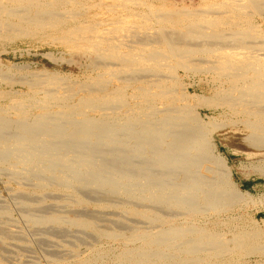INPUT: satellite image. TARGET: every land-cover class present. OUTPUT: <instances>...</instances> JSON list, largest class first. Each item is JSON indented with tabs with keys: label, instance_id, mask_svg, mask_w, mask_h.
Here are the masks:
<instances>
[{
	"label": "bare ground",
	"instance_id": "bare-ground-1",
	"mask_svg": "<svg viewBox=\"0 0 264 264\" xmlns=\"http://www.w3.org/2000/svg\"><path fill=\"white\" fill-rule=\"evenodd\" d=\"M83 1L88 2L0 0L1 44L2 40H13L20 34L44 35L46 27H55L62 32L60 37L56 36L61 45L89 53L88 65L94 72L82 84L66 83L58 77L48 78L44 82L46 86L31 81L27 96L13 98L9 108L0 110L1 169L10 175L8 179L18 176L26 181L35 179L32 188L20 181L16 195L39 200L38 204L22 201L20 205L25 211L44 209L41 216L37 213L35 217L29 211L32 215L26 217L30 226L34 229L53 226L63 232H66L61 230L64 228L80 229L97 233L99 238H120L126 244L142 242L141 250L123 253L131 261L135 257L161 258V264L192 261L189 258V262L184 259L178 262L182 258L174 261L173 255L163 248L181 247L188 255H194L195 264H204L208 258L218 259L226 251L230 254L260 250V246L251 244L252 239L260 237L258 231L249 230V234L245 230L236 231L229 244L197 222L206 217L219 221L221 213L232 211L250 195L242 192L234 181L233 169L219 149L216 138L219 132L234 129L242 134L252 154L264 157V29L256 20L258 16L264 18V0H218L217 3L204 0L208 3L200 10L194 9L193 4L192 9L178 10L179 7L174 8V4L170 7L164 0H160L164 3L159 7L153 0H114L113 18L107 20L114 26L113 30L90 28L80 21L75 26L72 24V29L64 30L69 25L68 18L76 20L81 15L78 6ZM66 4L72 9L65 12L63 8L60 13L59 8L56 15L55 8ZM39 7L43 8L36 10ZM47 14L53 16L50 21L44 17ZM105 23L101 21L100 25ZM122 32L123 35H118ZM4 74L0 67V78H5ZM195 74L211 76L215 85L213 93L204 86L198 92L193 84L185 82ZM40 94L43 97L39 98ZM202 109L222 113L204 116ZM7 188H10L8 184ZM49 190L72 197V204L65 203L67 199L60 202L65 203L62 205L66 209L72 207L70 211L74 212V208L89 212L85 209L94 198L97 203L100 201L102 211L128 209L126 212L132 218L144 220L151 227L142 232L125 233L120 227L99 231L97 227L101 225H96L92 216L81 213L82 217L65 218L62 208L58 210L62 216H43L48 200H41ZM111 196L134 206L120 209L121 205L110 203ZM53 204L49 209L56 205ZM7 211L0 208V219ZM174 218L181 220L180 223L171 224ZM115 221L118 226H125L120 219ZM7 224L0 222L1 237L8 238L13 232ZM2 260L0 264H4Z\"/></svg>",
	"mask_w": 264,
	"mask_h": 264
},
{
	"label": "rangeland",
	"instance_id": "rangeland-1",
	"mask_svg": "<svg viewBox=\"0 0 264 264\" xmlns=\"http://www.w3.org/2000/svg\"><path fill=\"white\" fill-rule=\"evenodd\" d=\"M86 1H88V2L83 1L84 6H83V4L78 6L79 14H81L78 16L79 18L76 17L77 18L76 20L68 18V20L71 19L69 22L67 20V25L69 24L70 26L68 25L67 28L66 27L64 28V30L67 31V29H69V30L72 29V28H70V27H72V24H74L73 26H75L76 24H78V21L83 22L84 26H88L90 28H95V27L104 28V27H106L108 29L110 28V30H113L114 26L111 23H109L108 21L113 18L112 12H114L113 11L114 9L112 8V6L114 4H116L114 2V0H111V1L110 0H104L106 2H104L102 0V1H100V3H99V0H95V1L94 0L93 1L92 0H86ZM90 1L93 4H91ZM153 1H155L154 2L155 6H158V7L160 6V4L162 5L164 3V2L162 3L160 0H153ZM164 1H165V4L170 6V7H172V4H174L173 5L174 8L179 7L180 9L178 8V10H182L183 7L187 8V9L188 8L192 9L193 6L194 7L196 6V8H194V9L200 10V9H203L205 7V4L208 3L209 0L207 2H205L204 0H196V1L195 0H193V1L192 0H164ZM197 1H198V4H197ZM202 1H203V3H202ZM210 1H212L213 3L214 2L217 3L218 0H210ZM220 1H222V0H219L218 2H220ZM212 2H211V4H213ZM88 3H90V8L88 6H86V5H89ZM107 3H108V5H107ZM111 3H114V4L112 5ZM98 4H100V9L102 8L101 10L99 9ZM105 4H106V6H105ZM186 4H188L187 5L188 7L186 6ZM192 4H193V6H192ZM82 6H83V9L81 8ZM104 6L106 7V10H105ZM201 6H203V7H201ZM61 7H56L55 8L56 10L54 9L56 15L58 14L59 8H60V11H59L60 13L63 12V10L66 12V10L69 11L72 9V8H69V7H71V5H69V4H66V5L61 6ZM40 8H43V7H39V9L36 8V10H41ZM44 8H46V7H44ZM87 8H89V9H87ZM84 9L87 11L89 10V11L87 12ZM107 9L109 10L110 13L108 12ZM102 10H104V12ZM97 11H98V13H97ZM91 13H92V15H91ZM94 13L97 16H95ZM83 14H84V16H83ZM103 14L106 16H104ZM92 16L93 17L95 16V19ZM110 16H111V18H110ZM44 17H46L47 21L50 19V17H51V19L53 18V16L51 14H47ZM99 18H101V19H99ZM256 20L259 21L258 24L261 23L260 25L264 29V18L261 19L258 16L256 18ZM93 21H94V23H93ZM99 21L100 22L106 21V23L100 25ZM108 23L110 24V26H107ZM83 24L81 23L80 25H83ZM111 25H112V27H111ZM50 28L49 27L45 28L44 35H37V36L31 37V36H26V35L22 36L20 34L21 36L18 35L16 38H13V40L12 39H10V40L5 39V40H2L3 41L2 44L0 43V49H1L0 52H2V51L6 52V53L2 52V56H0V67L4 70V73H5L4 76L6 75L5 78L4 77L0 78V82H1L0 83V91H1L0 92V98H1L0 99V105H1L0 110L5 108L6 106L9 108V106L13 103L14 99L16 100L19 97H24V95L27 96L26 94L30 93V91L28 89H29V83L31 81L32 82L40 81L43 86H46V84L44 82H46L48 78L51 79L53 77H58V78H61L66 83L68 82V83H73V84L74 83L82 84V83H84V81L88 80L92 75H94L92 68L89 67L90 65H88V64H90V58L88 56L89 53L82 51V50L81 51H72V50L68 49L66 46L61 45V42H59L60 41L59 38H57V37H60V35H62L61 30H58V28H55V27L51 28V29ZM57 30L59 32H57ZM53 33H55V34H53ZM48 35L50 37H47ZM118 35H123V32L119 33ZM53 39H56V40H53ZM48 40H50V41H48ZM82 52H84V53H82ZM49 54H51V55H49ZM196 76H198V77H196ZM67 77H68V79H67ZM11 78H13V79H11ZM41 78H44V79H41ZM5 79H6V81H5ZM11 81L13 84L10 83ZM185 82L187 84H193L195 86L194 89H197L198 92H199V87L204 86L207 88L208 92L210 90L209 93L211 94V93H213V90L215 87L214 83L212 82L211 76L208 74L191 75V78H187L185 80ZM206 83H208V84H206ZM194 89H191V91L194 92ZM19 94H20V96H19ZM41 96L43 97V95L40 94L39 98ZM4 97H6V98H4ZM201 112L203 115L204 114H211L214 116H218L222 113V111H209L207 109H202ZM216 138H217V142L219 145L220 152L224 156L227 157L229 164L233 169L234 181L238 184V187L240 188V190L242 192L249 193L250 195H246L245 201L246 202L248 201L247 203L244 201V203L235 207L232 211L221 213V216H220L221 219L218 218L219 221H216L217 219H215V218L211 221L210 218L208 219V217H206L205 219H201L200 222H197V224L200 227L203 226L202 227L203 229H205L208 232H211L212 234L218 233L216 235H218L220 238H222L223 241L225 239L224 242H229V244H231L232 239L234 240L235 234L240 230H245V231L250 230L253 233H256L258 231L260 237L258 236L259 238L255 239V241L252 239V241L254 243H251V244H254V246L256 245V248L260 246L259 247L260 250L255 251V253L257 252L256 254L254 253V251L252 253L248 252V251H243V252L237 251L236 253L230 252V254L228 251H226L227 254H225L226 253L225 252V253H223V255H221L218 258V259H221L223 261L218 260L217 258H208V260L204 264H208V263L214 264L215 262H217V263L219 262L220 264H223V263L224 264L225 263H227V264L228 263L229 264H264V172H263V170H264V157L262 155L252 154V152L247 148V146H245L242 134L237 133L236 131H234V129H231V130L227 129V130H224L222 132H219L218 135H216ZM257 158H259V160ZM0 164H2V163H0ZM1 166L2 165H0V205H1L0 208H2L3 210H6V211L8 210V211H7V215L5 217H3V219L2 218L0 219V222L2 221V224H7L6 222L8 221L7 225H9L10 228L13 229L12 234L8 238H4V237L0 236V239L2 238L1 239L2 241L0 240V261L3 259L2 261L4 264H81L80 262L85 261V260L86 261L90 260V261H87L86 264H90V263L91 264H95V263L96 264L97 263L98 264H119L120 262H121L120 264H126V263H128V264L129 263L130 264H134V263L140 264L142 261L143 262L141 264H159V263L161 264L162 259L161 258H155V257H153L151 259L150 258L145 259V260L137 259L136 257L134 259L132 258V260L135 262L131 261V259H129L130 261L128 259H126V256L123 255L125 250L128 251V250L134 249V250L139 251L142 249L143 244H141L142 242H139V241L136 243H133V244L132 243L126 244V242L120 238L113 239V240H108V239L102 238V237L99 238L100 235H98L97 233L91 234L88 231H81L80 229H78V230L72 229L73 231H70L71 228L68 231H67L68 228L61 229L64 231L66 230V232L60 231L55 227L53 228V226H51L52 228L46 227L43 229H41V228L40 229H37V228L34 229L33 227L30 226L28 216L26 217V215H32L33 214L32 216L35 217V215L38 216L37 213H40V216H41V214H42L41 212L44 209H42L41 212H40V210L39 211L34 210L33 212L30 210L25 211V209H23L20 205V203L22 201H28L30 203L38 204L39 200L35 199L36 200L35 201L33 199V201H32V200H28L27 198H23V196L21 197L19 195H16L17 194L16 190L18 191V185H19L18 183L20 181L26 182V183H22L23 185H25V187L32 188L34 186V182H36V180L33 178H31L30 180L28 179V181L21 180L22 177H19V176L15 177L14 179H8V178H10L9 177L10 175L6 171L1 169ZM257 168H260V169H257ZM17 178H18V180H17ZM247 181H252V182L259 181V182L256 183L255 185H253L251 187V190H248L245 187H243V182H247ZM7 184H8V186H10V188H7ZM53 193L55 194L54 191L49 190L45 194L44 198L46 199V197L52 196L54 198V200L52 199V197H48V199H46V200L45 199L41 200L43 202H46L48 200L45 203V204H47V206L45 208H47V207L48 208H47V210L45 209L46 211H44L43 216H49V215L55 216L57 214L62 216V212H66V214L64 213L65 215L62 217H65V218L79 217V216L82 217L81 213H83L84 210L76 211L73 208V210H74V212H73V211H70L72 209V207L71 208L67 207V209H69V211L72 212V213H70L66 209V205H62V203L65 202V199L68 200L65 203L69 202L70 204H72V202H73L72 197H70L67 194L69 196L68 197L64 193H62V194L60 193V195H59V193H56L55 194L57 196L56 197ZM111 198H113V199L111 200ZM19 199H22V200L20 201ZM91 199L90 200L88 199L90 201L91 205L87 209H85V211H89L90 213L84 212L83 215L85 217H91L92 216L91 218L92 219L94 218L93 220L95 221L96 225L98 224V225L102 226V227L101 226L97 227V229H100L99 231H101L103 229L108 230L109 228L115 229L117 227L116 229L121 228V230L125 231V233L131 232L133 230H135V231L137 230L138 232L141 230L140 232H142V229H143V231H146L149 229V228L147 229L148 226L151 227L144 220L132 218L130 216V214H128L126 212L128 209L127 210L125 209L126 210L125 212L123 210H119V209L118 210L117 209H108L106 211L105 210L102 211L99 208L101 205L99 203L100 201H98V203H97V200H95L94 198H91ZM116 199H117V196L116 197L111 196L109 200H111L110 203L112 202V204H114V205H119V206L121 205L120 207H123V208H120V209H124V208H127L129 206H134L133 204L125 203V201H123L122 198H120L119 200L118 199L116 200ZM62 200L64 202L60 203ZM120 201H122V203H124V204H122ZM16 202H19V203L16 204ZM48 202L51 203V205L53 203L56 204V205L53 204L54 206L51 207L52 210H51V208L49 209V207L51 205ZM118 203H120V204H118ZM245 203H246V205H245ZM253 203H257V204H253ZM53 208H54V211H53ZM61 208H62V210L63 209L64 210L62 211ZM58 210L62 211V212H60L61 214L58 213L59 212ZM29 211H30V213L32 212V214H30ZM22 212H24V213H22ZM46 212H49V214H47ZM55 212H57V213H55ZM51 213H55V214H51ZM67 213L69 214L68 215L69 217L67 216ZM87 213H88V215H87ZM226 214L228 216H226ZM119 216L121 218H119ZM231 216L234 217V219ZM226 217H228V218H226ZM97 218H99L100 222L98 221ZM237 218H238V220H237ZM5 219H7L6 222H5ZM116 219H120L121 221H123L125 223L124 225L127 227H125V226L122 227L120 225L118 226V223L115 221ZM174 219H172L173 221L170 220L173 222V223L170 222L171 224H178L181 221L177 218L175 220ZM223 219H224V221H222ZM214 220H215V223H214ZM249 220H251V221H249ZM101 221H102V223H101ZM136 226H137V228H136ZM250 231L248 232V234L251 233ZM52 232H54V233H52ZM36 233H38V234H36ZM70 233H72V234H70ZM93 235L97 236L98 238H94ZM229 239H230V241H229ZM3 240H5V243ZM121 240H123V241H121ZM123 243H125V244H123ZM125 245H126V247H125ZM92 247H95V248H92ZM90 249H92V250L90 251ZM109 249H111V250H109ZM181 249H182L181 247L176 248V249H169L171 252L170 253L167 248L166 249L163 248V251L169 253L170 256L172 254L174 257L173 256H171V257L174 261L175 260L178 261L180 258H182L178 262H182L183 259H184V261L189 262L192 259V261L189 262V264H193L194 263L193 262L194 261V259H193L194 255H192V254L188 255L189 254L188 252L186 253V251H184L183 249L181 250ZM76 250H78V251H76ZM179 250H181V251H179ZM173 251H174V253H173ZM246 252L249 254V256H247L248 254ZM244 255H246V256H244ZM69 257H70V260H69ZM95 258H96V260H95ZM188 258L190 259L189 261H187ZM224 258H226V260ZM160 259H161V261H160ZM136 260L138 261V263L136 262ZM124 261H125V263H124ZM238 261L241 263H239ZM242 261H243V263H242ZM231 262H233V263H231ZM217 263H215V264H217Z\"/></svg>",
	"mask_w": 264,
	"mask_h": 264
},
{
	"label": "trees",
	"instance_id": "trees-1",
	"mask_svg": "<svg viewBox=\"0 0 264 264\" xmlns=\"http://www.w3.org/2000/svg\"><path fill=\"white\" fill-rule=\"evenodd\" d=\"M258 182L259 181H255V182H252V181L243 182V187H245L248 190H251V187L253 185H255L256 183H258Z\"/></svg>",
	"mask_w": 264,
	"mask_h": 264
}]
</instances>
